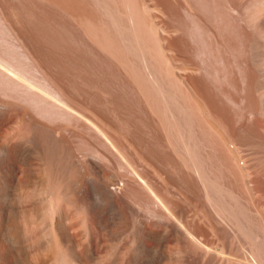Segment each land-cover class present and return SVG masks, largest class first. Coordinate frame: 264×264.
Segmentation results:
<instances>
[{
	"label": "bare ground",
	"instance_id": "bare-ground-1",
	"mask_svg": "<svg viewBox=\"0 0 264 264\" xmlns=\"http://www.w3.org/2000/svg\"><path fill=\"white\" fill-rule=\"evenodd\" d=\"M0 264H264V0H0Z\"/></svg>",
	"mask_w": 264,
	"mask_h": 264
}]
</instances>
